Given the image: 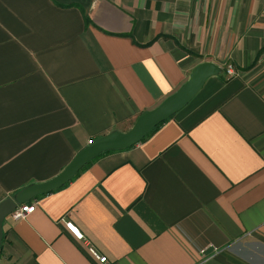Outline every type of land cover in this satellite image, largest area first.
<instances>
[{"label":"crops","instance_id":"obj_1","mask_svg":"<svg viewBox=\"0 0 264 264\" xmlns=\"http://www.w3.org/2000/svg\"><path fill=\"white\" fill-rule=\"evenodd\" d=\"M204 61L223 72L150 136L8 216L0 264H264V0H0V202Z\"/></svg>","mask_w":264,"mask_h":264},{"label":"water","instance_id":"obj_2","mask_svg":"<svg viewBox=\"0 0 264 264\" xmlns=\"http://www.w3.org/2000/svg\"><path fill=\"white\" fill-rule=\"evenodd\" d=\"M222 72L223 67L213 61L199 63L178 91L154 109L142 112L129 130H114L92 140L58 175L44 182L32 183L18 191L13 197L2 200L0 202V248L4 235V221L18 205L30 202L39 195L60 189L71 181L84 166L101 154L127 149L141 142L157 125L183 109L197 95L208 78Z\"/></svg>","mask_w":264,"mask_h":264},{"label":"built area","instance_id":"obj_3","mask_svg":"<svg viewBox=\"0 0 264 264\" xmlns=\"http://www.w3.org/2000/svg\"><path fill=\"white\" fill-rule=\"evenodd\" d=\"M224 70L228 78H232L238 74L237 69L233 64H228L224 67ZM35 205H30V203H24L18 205L17 208L9 215L13 220L25 219L30 213L35 210ZM67 228L75 235V237L84 242L88 247L92 255L98 259L101 263H107L108 258L105 255H102L96 246L79 230V228L72 222L66 221Z\"/></svg>","mask_w":264,"mask_h":264},{"label":"trees","instance_id":"obj_4","mask_svg":"<svg viewBox=\"0 0 264 264\" xmlns=\"http://www.w3.org/2000/svg\"><path fill=\"white\" fill-rule=\"evenodd\" d=\"M164 122H165V121H163L162 123H160L159 125H157V126H156V127H155V128H154V129H153V130H152V131H151V132H150V133H149L144 139H146L148 136H150V135H151L155 130H157V129H158V128H159ZM144 139H143V140H144ZM79 173H80V172H79ZM79 173H78V174H79ZM78 174H77V175H78ZM77 175H76V176H77ZM76 176H75V177H76ZM75 177H74V178H75ZM74 178H73V179H74ZM66 184H68V183H66ZM66 184H65V185H66ZM65 185H64V186H65ZM62 187H63V186H62ZM62 187H61V188H62Z\"/></svg>","mask_w":264,"mask_h":264}]
</instances>
